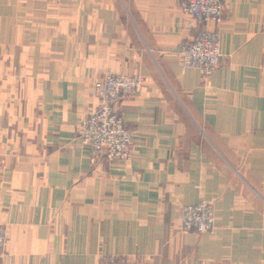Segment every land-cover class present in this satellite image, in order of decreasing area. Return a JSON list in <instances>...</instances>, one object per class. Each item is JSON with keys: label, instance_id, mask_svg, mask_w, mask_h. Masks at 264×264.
I'll return each instance as SVG.
<instances>
[{"label": "crops", "instance_id": "crops-1", "mask_svg": "<svg viewBox=\"0 0 264 264\" xmlns=\"http://www.w3.org/2000/svg\"><path fill=\"white\" fill-rule=\"evenodd\" d=\"M179 0H0V264H264V0H224L220 66L181 65L200 25ZM125 162H92L80 125L107 73ZM215 209L213 232L180 208Z\"/></svg>", "mask_w": 264, "mask_h": 264}, {"label": "built area", "instance_id": "built-area-1", "mask_svg": "<svg viewBox=\"0 0 264 264\" xmlns=\"http://www.w3.org/2000/svg\"><path fill=\"white\" fill-rule=\"evenodd\" d=\"M179 10L195 20L200 29L180 44L183 67L195 68L208 80L222 61L220 49L224 0H179ZM144 83L140 74L107 73L94 82L97 107L81 123L80 141L90 151V160L125 162L131 156L134 131L124 122L116 106L134 94ZM184 232L208 233L214 229L211 201H199L180 208ZM7 243L6 227L0 222V262ZM102 264H131L114 255L104 256Z\"/></svg>", "mask_w": 264, "mask_h": 264}, {"label": "rangeland", "instance_id": "rangeland-1", "mask_svg": "<svg viewBox=\"0 0 264 264\" xmlns=\"http://www.w3.org/2000/svg\"><path fill=\"white\" fill-rule=\"evenodd\" d=\"M179 52H180V49H179ZM179 58H180V55H179ZM220 66V65H219ZM218 66V67H219ZM187 68V67H186ZM195 69V68H194ZM197 70V69H196ZM215 72V71H214ZM119 73V72H118ZM99 80V79H98ZM97 81V80H96ZM95 81V82H96ZM86 118V117H85ZM84 118V119H85ZM80 130H81V125H80ZM79 136H80V134H79ZM87 147V146H86ZM89 149V148H88ZM127 161V160H126ZM187 205H190V204H187ZM183 206H185V205H183ZM213 207H214V205H213ZM214 213H215V209H214ZM179 217H180V215H179ZM214 219H215V215H214ZM179 220H180V218H179ZM180 223H181V221H180ZM214 228H215V226H214ZM180 230H181V227H180ZM182 231V230H181ZM213 232V231H212ZM210 233V232H209ZM6 249V248H5ZM5 253V252H4ZM1 263V262H0ZM128 263H131V264H144V262H129L128 261Z\"/></svg>", "mask_w": 264, "mask_h": 264}]
</instances>
